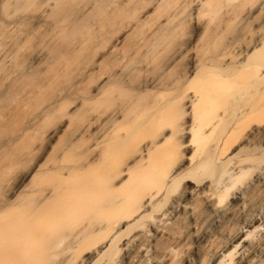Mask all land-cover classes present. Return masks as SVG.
Segmentation results:
<instances>
[{
    "label": "bare ground",
    "instance_id": "1",
    "mask_svg": "<svg viewBox=\"0 0 264 264\" xmlns=\"http://www.w3.org/2000/svg\"><path fill=\"white\" fill-rule=\"evenodd\" d=\"M0 264H264V0H0Z\"/></svg>",
    "mask_w": 264,
    "mask_h": 264
},
{
    "label": "rangeland",
    "instance_id": "2",
    "mask_svg": "<svg viewBox=\"0 0 264 264\" xmlns=\"http://www.w3.org/2000/svg\"><path fill=\"white\" fill-rule=\"evenodd\" d=\"M28 164V163H27Z\"/></svg>",
    "mask_w": 264,
    "mask_h": 264
}]
</instances>
